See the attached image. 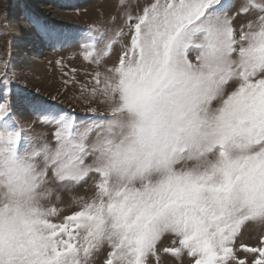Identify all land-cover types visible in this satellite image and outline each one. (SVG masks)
Listing matches in <instances>:
<instances>
[{
	"label": "snow or ice",
	"instance_id": "obj_1",
	"mask_svg": "<svg viewBox=\"0 0 264 264\" xmlns=\"http://www.w3.org/2000/svg\"><path fill=\"white\" fill-rule=\"evenodd\" d=\"M18 5L0 6V264H264V0H117L84 28ZM29 37L83 114L19 85Z\"/></svg>",
	"mask_w": 264,
	"mask_h": 264
},
{
	"label": "rangeland",
	"instance_id": "obj_2",
	"mask_svg": "<svg viewBox=\"0 0 264 264\" xmlns=\"http://www.w3.org/2000/svg\"><path fill=\"white\" fill-rule=\"evenodd\" d=\"M3 2L4 0H0V6ZM116 4L117 0H19V5L13 9V13L14 17L19 20L21 12L27 6L41 22L58 28H84L93 21L104 19L106 14L114 11ZM2 20L3 17H0V21ZM23 26L27 27V25ZM12 31H15V28ZM29 39L32 42L26 48L19 40L15 48L17 62L24 59L22 49L27 51V59L32 62L31 70L25 74L24 79L18 81L19 85L33 92L39 89V95L44 99H49L50 96H60L56 103L64 107L71 104L83 114L84 105L78 103L75 98L78 94L75 90L62 95L64 88L61 84V69L55 64L60 54L39 40L32 37ZM7 40V36H0V53L4 52ZM72 63L78 67L80 62L77 60Z\"/></svg>",
	"mask_w": 264,
	"mask_h": 264
},
{
	"label": "bare ground",
	"instance_id": "obj_3",
	"mask_svg": "<svg viewBox=\"0 0 264 264\" xmlns=\"http://www.w3.org/2000/svg\"><path fill=\"white\" fill-rule=\"evenodd\" d=\"M1 1H2V0H1ZM1 5H3V3H2Z\"/></svg>",
	"mask_w": 264,
	"mask_h": 264
}]
</instances>
